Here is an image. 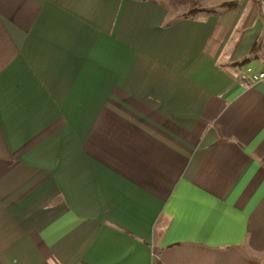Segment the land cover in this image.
I'll list each match as a JSON object with an SVG mask.
<instances>
[{
    "label": "crops",
    "instance_id": "obj_1",
    "mask_svg": "<svg viewBox=\"0 0 264 264\" xmlns=\"http://www.w3.org/2000/svg\"><path fill=\"white\" fill-rule=\"evenodd\" d=\"M248 66L264 0H0V264H264Z\"/></svg>",
    "mask_w": 264,
    "mask_h": 264
},
{
    "label": "built area",
    "instance_id": "obj_2",
    "mask_svg": "<svg viewBox=\"0 0 264 264\" xmlns=\"http://www.w3.org/2000/svg\"><path fill=\"white\" fill-rule=\"evenodd\" d=\"M261 80H264V70H256L250 66L243 69L238 77L239 84L246 89L251 88Z\"/></svg>",
    "mask_w": 264,
    "mask_h": 264
},
{
    "label": "trees",
    "instance_id": "obj_3",
    "mask_svg": "<svg viewBox=\"0 0 264 264\" xmlns=\"http://www.w3.org/2000/svg\"><path fill=\"white\" fill-rule=\"evenodd\" d=\"M224 4H229V3H224ZM199 11H210V9H207L206 6H204L201 2L199 1H192L190 2L187 7L186 10L184 11V13H182V15L180 17L183 16H190L193 15ZM169 23H171V21H169L168 19H166L165 21H163L164 25H168ZM248 60V57H245L242 59V61L238 62L239 63H244Z\"/></svg>",
    "mask_w": 264,
    "mask_h": 264
},
{
    "label": "rangeland",
    "instance_id": "obj_4",
    "mask_svg": "<svg viewBox=\"0 0 264 264\" xmlns=\"http://www.w3.org/2000/svg\"><path fill=\"white\" fill-rule=\"evenodd\" d=\"M180 11H182V10L180 9Z\"/></svg>",
    "mask_w": 264,
    "mask_h": 264
}]
</instances>
